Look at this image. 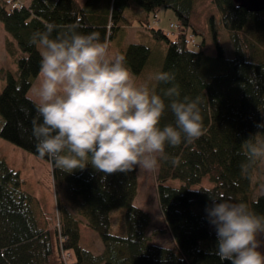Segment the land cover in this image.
<instances>
[{
	"label": "trees",
	"instance_id": "1",
	"mask_svg": "<svg viewBox=\"0 0 264 264\" xmlns=\"http://www.w3.org/2000/svg\"><path fill=\"white\" fill-rule=\"evenodd\" d=\"M21 1V7H11L0 0L5 51L17 67L15 74L0 68V78H5L0 91V137L39 157L31 135L36 100L28 90L39 74L41 57L29 40L47 23L56 25L53 36L69 30L97 32L109 45L119 30L136 22L163 41L160 71L175 74L172 83L179 85L181 98L200 97L207 131L192 143L166 146L167 159L160 160L156 171L158 201L175 243L172 247L154 243L147 234L150 216L134 205L137 169L105 174L89 164L69 173L43 158L50 162L64 201L57 198L59 219L52 225L38 201L22 189L18 171L0 162V264H64L61 250L71 254L67 264H229L215 254L217 239L205 208L214 200L229 199L264 215V193L253 198L252 189L258 158L249 152L250 144L264 142V9L248 11L236 0ZM197 2H203V8L215 6L217 16L196 10ZM161 6L177 19L170 24L176 29L172 37L149 22V15L156 16ZM223 43L230 45L231 57ZM119 51L135 76L145 70L147 45L129 42ZM172 83L154 87L166 104L164 92ZM167 123H174L170 110L161 126ZM206 176L211 187L192 188ZM168 179L181 184L169 186ZM119 208L124 209L123 235L110 231V212ZM80 216L99 235L100 252L80 244Z\"/></svg>",
	"mask_w": 264,
	"mask_h": 264
},
{
	"label": "clouds",
	"instance_id": "2",
	"mask_svg": "<svg viewBox=\"0 0 264 264\" xmlns=\"http://www.w3.org/2000/svg\"><path fill=\"white\" fill-rule=\"evenodd\" d=\"M55 29L54 23H47L29 40L41 57L33 88L36 115L31 120L40 158L69 173L89 164L105 174L137 168L150 172L167 159L166 146L192 143L205 134L200 97L181 98L179 85L172 83L173 72L158 71L151 77L172 83L164 92L166 104L148 83H137L125 57L112 55L99 33L69 30L53 36ZM168 110L174 123L161 126ZM249 152L264 158V142L250 144ZM205 212L221 261L264 264L258 239L264 234V215L229 199L212 201Z\"/></svg>",
	"mask_w": 264,
	"mask_h": 264
},
{
	"label": "rangeland",
	"instance_id": "3",
	"mask_svg": "<svg viewBox=\"0 0 264 264\" xmlns=\"http://www.w3.org/2000/svg\"><path fill=\"white\" fill-rule=\"evenodd\" d=\"M25 3L28 0H23ZM81 2L83 0H80ZM195 9L203 10L206 15L210 13L217 16L218 11L215 6H208L203 8V2H197ZM156 16L150 14L148 19L154 28H161L165 32H169L172 37L175 34L176 29L171 27V23H177V19L174 13L170 9L159 7L156 10ZM208 23V21H207ZM206 23V24H207ZM196 40L200 39L199 35H194ZM5 32L0 22V68L9 70L13 74L16 72V64L12 62L6 54L4 39ZM129 42H140L147 45L150 49L148 57V64L145 70L136 76L137 83H148L151 87H156L157 82L153 81L151 77L154 73L160 71L163 57L165 55V46L162 40L154 39L144 31L140 26L134 22L133 25L127 27L124 30H119L115 36L109 41V50L112 55L120 54L119 46H123ZM223 43V48L228 57L232 56V50L229 45ZM39 74L33 80L29 90L28 96L34 100L36 97L33 95V88L38 84ZM5 84V78H0V91ZM1 127V119H0ZM0 162L6 163V165L18 171L20 179L22 181V189L30 193L39 203L40 210L43 212V217L54 225L59 219L57 210V198L64 204L61 189L54 181L50 162L35 156L32 153L25 151L24 149L12 144L11 142L0 137ZM91 169H94L90 165ZM79 170V169H77ZM76 171V170H73ZM156 171H145L137 168V193L134 199V205L141 210L147 212L150 216L151 222L147 229V234L151 240L163 246H174V241L168 225L163 217L160 209L157 187H156ZM167 185L172 187H179L181 182L178 179H168ZM213 185L209 176L204 177L199 183L192 186L193 189L200 187L209 188ZM252 189L253 198L258 194L264 193V158H258L256 167L252 174ZM80 244L94 253H98L102 250V242L99 235L93 230L83 224V217L80 216ZM110 231L113 234L123 235L125 233L124 226V209H114L110 212ZM258 239L261 242L260 251L264 252V234H261Z\"/></svg>",
	"mask_w": 264,
	"mask_h": 264
},
{
	"label": "water",
	"instance_id": "4",
	"mask_svg": "<svg viewBox=\"0 0 264 264\" xmlns=\"http://www.w3.org/2000/svg\"><path fill=\"white\" fill-rule=\"evenodd\" d=\"M248 11H261L264 9V0H236Z\"/></svg>",
	"mask_w": 264,
	"mask_h": 264
},
{
	"label": "built area",
	"instance_id": "5",
	"mask_svg": "<svg viewBox=\"0 0 264 264\" xmlns=\"http://www.w3.org/2000/svg\"><path fill=\"white\" fill-rule=\"evenodd\" d=\"M6 3H8L11 7H21L23 4L20 0H6ZM70 256V252L61 250L60 258L64 264L68 263Z\"/></svg>",
	"mask_w": 264,
	"mask_h": 264
},
{
	"label": "crops",
	"instance_id": "6",
	"mask_svg": "<svg viewBox=\"0 0 264 264\" xmlns=\"http://www.w3.org/2000/svg\"><path fill=\"white\" fill-rule=\"evenodd\" d=\"M28 2H29V0H28ZM80 238H81V236H80ZM155 243V242H154ZM156 244H158V243H156ZM160 245V244H159Z\"/></svg>",
	"mask_w": 264,
	"mask_h": 264
}]
</instances>
